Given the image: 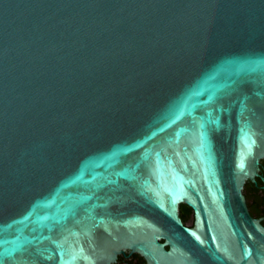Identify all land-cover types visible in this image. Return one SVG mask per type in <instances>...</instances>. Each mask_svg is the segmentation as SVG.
<instances>
[{
  "label": "water",
  "instance_id": "1",
  "mask_svg": "<svg viewBox=\"0 0 264 264\" xmlns=\"http://www.w3.org/2000/svg\"><path fill=\"white\" fill-rule=\"evenodd\" d=\"M262 158L264 0H0V264H264Z\"/></svg>",
  "mask_w": 264,
  "mask_h": 264
},
{
  "label": "flooded vegetation",
  "instance_id": "2",
  "mask_svg": "<svg viewBox=\"0 0 264 264\" xmlns=\"http://www.w3.org/2000/svg\"><path fill=\"white\" fill-rule=\"evenodd\" d=\"M243 194L251 216L259 220L264 226V158L260 161L258 174L255 180L246 181ZM126 255L129 257L132 256L129 254Z\"/></svg>",
  "mask_w": 264,
  "mask_h": 264
},
{
  "label": "trees",
  "instance_id": "3",
  "mask_svg": "<svg viewBox=\"0 0 264 264\" xmlns=\"http://www.w3.org/2000/svg\"><path fill=\"white\" fill-rule=\"evenodd\" d=\"M180 217L186 226H193L194 212L185 204L180 206ZM117 264H146V262L141 256L134 254L130 257L128 255L119 257Z\"/></svg>",
  "mask_w": 264,
  "mask_h": 264
}]
</instances>
